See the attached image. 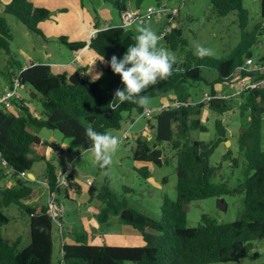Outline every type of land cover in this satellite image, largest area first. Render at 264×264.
I'll list each match as a JSON object with an SVG mask.
<instances>
[{
	"label": "trees",
	"instance_id": "16d2710c",
	"mask_svg": "<svg viewBox=\"0 0 264 264\" xmlns=\"http://www.w3.org/2000/svg\"><path fill=\"white\" fill-rule=\"evenodd\" d=\"M120 13L131 8H144V0H105ZM157 4L163 0H155ZM213 11L224 16L236 12L241 39L237 46L221 58L195 57L187 53L181 61L174 64L172 75L167 80L150 86L142 95L149 98L171 94V99L180 103L159 111L155 115L154 127L156 142H167L175 151L177 169V197L172 200L165 196L161 204V217H152L129 207L124 198L118 199L105 181L101 191L96 194L92 184L88 190L91 198H98L100 206L96 214L100 223L108 225L110 216H117L125 224L139 231L145 244L138 246L98 245L89 243L86 233H74L72 243H62L59 264H211L238 261L247 257L252 248V241L264 238V148L261 145V126L264 120V86L248 87L237 90L240 100L239 113L248 117L245 127L236 135L240 157L245 160L243 178L234 186L225 181L213 182L218 168L209 163V156L220 143L229 139L228 130L220 118L214 121L215 138L211 141L192 139V130L206 131L202 120V112L207 107L212 113L223 114L233 107V99L229 93L218 94L222 86L232 94L229 82L234 78L248 75L242 70L246 54L258 41L257 36L264 32V26H256L248 30V11L243 7V0H210ZM260 1V15L264 21V0ZM4 13L15 16L32 32L43 34L38 27L40 21L50 17L45 7L34 5L29 0H10L4 7ZM179 13L175 17L177 25L170 29L162 39L166 48L177 50L184 44L182 28L178 24ZM94 33L86 41H69L65 35L58 41L69 50H79L88 44L89 48L103 58L107 65L99 79L89 81L78 70L67 74L53 72L50 65L44 62H32L26 67L19 66L20 78L24 87L27 85L39 97L40 114L32 112L22 100L20 110L0 109V156L11 167L12 173H5L0 164V182L11 177L15 182L11 186H0V228L9 222L3 208L10 204H18L29 216V243L19 247L20 241L6 242L0 239V264H51L54 251V220L47 212V206L39 209L35 205L24 203L32 192L28 178L20 177L21 172H31L32 152L36 159L46 160L44 141L32 131V128L58 130L65 138H69L71 147L80 150L93 148L86 129L93 128L97 132L109 133L119 130L124 119L131 118L132 112L138 115L144 107L125 102L114 111L109 103L114 99L112 89L123 87L119 74H115L108 61L113 55L121 58L127 47L135 43V34L130 28L116 24L101 26L98 14L94 11ZM100 19V18H99ZM118 24V23H117ZM164 26V25H163ZM257 29L259 31L257 32ZM12 39L6 17L0 14V51L10 54L9 43ZM252 56V55H251ZM253 57V56H252ZM255 59V58H254ZM264 62V55L255 59ZM216 69L218 74L212 80L205 79L202 68ZM240 67V70H239ZM9 81L14 75L7 71ZM264 76V71L261 74ZM204 80L209 84L208 101L191 99L187 90L194 81ZM116 92V91H115ZM39 95V96H38ZM119 103L118 99L113 101ZM132 121L134 118L131 119ZM149 121V118H148ZM150 129L153 126L150 125ZM151 140V138H150ZM132 149L133 160L137 163L161 165V149L149 139L137 137ZM231 158L237 165L238 159L233 157L230 149L223 159ZM100 168H106L101 167ZM137 171L144 177L149 176L146 166ZM45 179L48 192H59L57 174L54 166L47 162ZM66 192V191H65ZM242 194V207L235 220L219 223L207 215H202L197 226L189 227L186 223L184 205L190 201L207 197H223L225 195ZM221 202V200L219 199Z\"/></svg>",
	"mask_w": 264,
	"mask_h": 264
},
{
	"label": "rangeland",
	"instance_id": "374dc122",
	"mask_svg": "<svg viewBox=\"0 0 264 264\" xmlns=\"http://www.w3.org/2000/svg\"><path fill=\"white\" fill-rule=\"evenodd\" d=\"M9 1L0 0V14L6 17L12 34L9 43L10 54L0 51V91L6 89V83L9 80L7 71L10 70L17 74L19 66H25L30 61L58 62L68 57L70 51L58 41L59 36L65 35L69 41L87 42L89 31L95 29L93 28L94 11L98 14V20L102 18L110 23L118 21L117 10L105 0H29L34 5L45 7L50 11V17L44 20L41 26L38 25L43 34H38L29 30L15 16L4 13V7ZM163 2L179 8L178 24L182 28L181 38L184 44L177 50H171L165 47L162 39L158 42L159 47L167 49L175 55L176 62L181 61L187 53L197 57L196 47L201 45L212 49L213 54L207 57H226L239 43L241 29L236 12L219 16L213 11L210 0H163ZM155 3V0H144L142 5L147 7ZM242 5L248 11L247 29L253 30L260 25L263 27L264 21L260 15V1L243 0ZM129 7L134 8L132 4ZM163 24V19L152 20L145 25L134 23L130 29L138 35L140 28L147 27L160 36ZM258 31L259 29H257ZM257 38L258 41L248 51V54L255 59L264 55V32ZM48 53L50 57L46 56ZM217 74L216 69L202 68V75L205 79L212 80ZM187 88L191 99L197 101L202 100L203 94L210 90L209 84L204 80L194 81ZM27 89L31 88L26 85L21 90V94L25 98L23 100L32 112L40 114L39 97H30ZM234 90L231 94L225 86H222V89L218 91V94L229 93L233 99L232 109L220 115L212 113L205 107L201 115L207 130L197 129L190 132L192 139L208 142L215 138V119L220 118L223 121L228 130L230 144L225 141L220 143L209 156V163L218 168L213 176V182L225 181L229 186H234L243 178L245 160L243 156L240 157L239 155L236 135L240 128L246 126L248 121L246 114L239 113L238 102L240 97L237 89L234 88ZM161 97L150 98L149 104L144 107L151 110L155 108L152 113L139 117L132 125L130 122L132 120L126 118L119 130L109 131L121 139L123 132L129 127L131 128L127 138L121 140L117 151L112 154L111 165L106 168H100L95 161L93 148L80 150L71 147L69 138H65L58 130L32 128L34 133H39L43 137L46 160L36 159L32 152L31 155L35 158L32 172L37 175L38 179L33 181L27 175V178L31 180L29 185L32 187V192L30 197L23 202L35 205L38 209V206H48V198L54 196L58 204L63 206L61 217L60 214L54 212L60 222V227L55 222L53 230L54 251L51 264H59L61 244L69 243L74 233H87L89 243L98 245L137 246L145 244L139 231L131 225L121 222L117 216H110L108 225L97 220L96 213L100 204L96 196L91 198L89 195L88 190L91 184L97 194L101 191L105 181H108L110 189L118 199L124 198L129 207L156 220L161 217L160 208L163 198L167 196L172 200L176 199L179 170L177 169L175 151L167 142H156L154 139L155 115L158 113L156 107L159 106ZM14 111L18 112L19 110ZM132 115H135L134 119L139 116L135 111L132 112ZM150 125L153 126L152 130ZM144 128L145 130H143ZM135 134L143 139L150 137V146L155 144L157 148L161 149V165L153 163L146 165L133 160L132 149L135 144ZM128 145L132 147L129 149ZM261 145L264 148V120L261 126ZM228 149L232 151L233 157L238 159L237 165L233 163L231 158L223 159V155ZM47 162L54 166L58 177L64 173L68 179L66 183L61 185L59 192L49 193L44 183ZM141 166L148 168V177L142 176L137 171ZM11 181L12 178L7 177L1 181L2 186L14 185L11 184ZM65 191L68 192L66 197ZM242 200V194H234L190 201L184 205L186 223L189 227L197 226L202 215H207L219 223L233 221L242 207ZM3 213L9 217V222L1 226L0 239L9 243L19 239L20 248L27 245L30 240L28 214L18 204L14 203L3 208ZM124 264L134 263L126 261ZM211 264H264V238L252 241V248L247 257L233 262Z\"/></svg>",
	"mask_w": 264,
	"mask_h": 264
},
{
	"label": "clouds",
	"instance_id": "9594fccd",
	"mask_svg": "<svg viewBox=\"0 0 264 264\" xmlns=\"http://www.w3.org/2000/svg\"><path fill=\"white\" fill-rule=\"evenodd\" d=\"M159 40L160 36L154 30L142 27L135 37V43L127 47L123 56L118 58L113 55L108 61L112 71L120 75L123 84V87L114 93L113 101L118 99L119 103L113 101L109 103V108L113 111L125 102L146 107L150 98L142 93L172 75L176 57L167 49L159 47ZM212 54L210 48L202 45L196 47V55L201 58ZM94 76L95 79H99L102 72H97ZM86 134L92 141L95 161L101 167L111 165L112 154L117 151L121 142L120 137L111 133L97 132L91 127L86 129Z\"/></svg>",
	"mask_w": 264,
	"mask_h": 264
},
{
	"label": "built area",
	"instance_id": "2783aa9c",
	"mask_svg": "<svg viewBox=\"0 0 264 264\" xmlns=\"http://www.w3.org/2000/svg\"><path fill=\"white\" fill-rule=\"evenodd\" d=\"M179 13V8L174 6H169L164 2H161L160 4H152L144 8H128L120 13V18L118 26L124 27V28H130L134 23L145 25L149 23L150 21H159L160 19L164 20V26L162 27V31L160 33V38H163L164 35L170 31L171 28L175 27L177 25V22L175 20V17ZM111 23H105V27L111 26ZM97 30H93L92 34H94ZM242 70L248 71V73H251L252 76L245 75L241 77V79L238 80V78H234L229 82V88H235L237 90H241L243 88L248 87H258V86H264V76H261V74L264 71V62H257L252 56H247L245 59V63L243 67H241ZM240 70V67H239ZM24 85L22 84L21 78H20V72L17 74H14L8 85L6 86V89L4 91H0V109L2 110H20V104L23 100V96L21 94V90H23ZM212 98V95L209 93H204L202 100L199 101H208ZM180 102L176 99H168L166 102H162L158 107H156L157 112L162 111L164 109L170 108L171 106H176ZM155 111L154 109H147L144 108L143 112L139 114L138 117H136L131 122V125L134 123L136 119L139 117H142L146 114L152 113ZM131 128H127L120 140H125L127 136L129 135V130ZM0 163L2 166L6 169L5 173L8 175H11L12 169L11 167L6 163V161L0 156ZM20 177L27 178V172H21ZM68 179L65 177V174L62 173L60 177L57 176V186L60 187L63 183H66ZM45 185L48 187L47 180L44 181ZM88 184H90V181H88ZM62 187V186H61ZM48 206H47V212L53 217L54 222L57 223V225L60 227V222L58 218L55 216V213L60 214V217L62 216V210L63 206L61 204H58L56 198L49 197L48 198ZM55 212V213H54ZM59 217V219H60Z\"/></svg>",
	"mask_w": 264,
	"mask_h": 264
},
{
	"label": "crops",
	"instance_id": "0c3cea01",
	"mask_svg": "<svg viewBox=\"0 0 264 264\" xmlns=\"http://www.w3.org/2000/svg\"><path fill=\"white\" fill-rule=\"evenodd\" d=\"M41 7V6H40ZM104 18V17H103ZM99 21L102 22L101 26H104L105 23H110V22H106L105 19H99ZM104 22V23H103ZM119 21L115 22V23H111V24H117ZM44 23L43 21H40L39 24L40 26ZM38 24V25H39ZM93 28H94V22H93ZM95 29H92L89 31V40L92 36H94V34H92V31ZM89 40L87 41V43L89 42ZM66 47V46H65ZM69 56L65 57L64 60L62 61H58V62H44V63H48L52 69L53 72H65L67 74H71L72 72L78 70L86 79H88L89 81H92L95 79V74L97 72H103L104 68L107 65V62L103 59L101 60V57L98 56L96 53H94L88 46V44L86 46H84L83 48L79 49V50H69ZM47 57H50V54H46ZM32 62H41L39 60H34V61H30L29 63L25 64L24 67H26L27 65H29ZM14 74V73H13ZM9 79V78H8ZM9 80L6 83V86L8 85ZM221 89V88H220ZM27 92L29 93L30 97L33 95H35L30 89H27ZM24 98V96H23ZM172 98L171 94L169 95H165L161 97V100L159 102V105L162 102H166L168 101V99ZM25 99V98H24ZM30 104V103H29ZM37 115V113H35ZM131 118H128V120H131L132 118L135 117V115H130ZM145 130V128L143 129ZM142 130V132H143ZM40 138L41 141H43V137H41L39 135V133H36ZM137 134H135V139L137 138ZM150 137H148L149 139ZM29 173H31L33 175V177H31L29 175ZM27 175L29 176V178L33 181H37V175H35V173L29 172ZM8 184V183H7ZM11 184H15V182L11 181ZM2 182L0 183V186H2ZM68 196V192H65V197ZM42 207V206H41ZM40 208V206H38V209ZM97 209V213H98ZM96 213V214H97ZM87 234V233H86ZM75 235V234H74ZM88 235V234H87ZM88 237V236H87ZM90 237V236H89ZM74 239V236L72 237V239H70L69 243H72ZM90 242V240H89ZM125 246V245H123ZM136 246V245H135ZM138 246V245H137Z\"/></svg>",
	"mask_w": 264,
	"mask_h": 264
},
{
	"label": "water",
	"instance_id": "95a60500",
	"mask_svg": "<svg viewBox=\"0 0 264 264\" xmlns=\"http://www.w3.org/2000/svg\"><path fill=\"white\" fill-rule=\"evenodd\" d=\"M246 56H251L250 54H246ZM115 91H116V89L115 88H113L112 89V93H115ZM227 144H230V141L229 140H226L225 141ZM135 145V144H134ZM132 146L131 145H128V148L130 149ZM29 175L31 176V177H33V175L31 174V173H29ZM181 175V172L179 171L178 172V176H180ZM29 177V176H28Z\"/></svg>",
	"mask_w": 264,
	"mask_h": 264
}]
</instances>
